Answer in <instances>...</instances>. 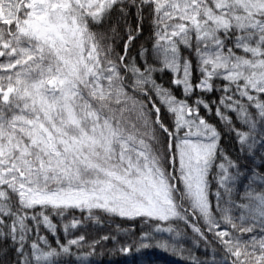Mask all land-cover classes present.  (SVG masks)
<instances>
[{"label":"snow or ice","instance_id":"1","mask_svg":"<svg viewBox=\"0 0 264 264\" xmlns=\"http://www.w3.org/2000/svg\"><path fill=\"white\" fill-rule=\"evenodd\" d=\"M109 241L264 264V0H0V264Z\"/></svg>","mask_w":264,"mask_h":264},{"label":"trees","instance_id":"2","mask_svg":"<svg viewBox=\"0 0 264 264\" xmlns=\"http://www.w3.org/2000/svg\"><path fill=\"white\" fill-rule=\"evenodd\" d=\"M156 78L157 81L162 82L165 87L170 85L171 74L169 72H165L163 77H161L160 73H157ZM222 143L227 144V139L223 140ZM238 189L239 191H243V185H238ZM237 198H239L238 194ZM117 223H119L122 228L127 227L129 224L135 223L137 229L139 228L138 220L128 221L117 218ZM111 227L115 229V224H112ZM81 231H84L88 239H91L92 235L94 234L91 228V222H89L88 229H81ZM76 234L78 235L79 233ZM61 239H63V235H61ZM184 243L186 246L190 244L189 241H185ZM112 247L113 245L111 241L103 246V250H101V247L98 246L95 250L96 254L92 258L94 264H109V261H111L112 264H186V262L175 253L163 251L157 248L146 249L139 253L133 251V253L129 255H124L118 252H111L110 249H112Z\"/></svg>","mask_w":264,"mask_h":264}]
</instances>
